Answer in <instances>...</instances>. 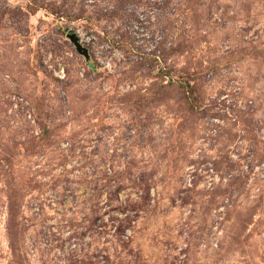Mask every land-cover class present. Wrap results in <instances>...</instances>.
Instances as JSON below:
<instances>
[{
  "label": "rangeland",
  "instance_id": "1",
  "mask_svg": "<svg viewBox=\"0 0 264 264\" xmlns=\"http://www.w3.org/2000/svg\"><path fill=\"white\" fill-rule=\"evenodd\" d=\"M0 264H264V0H0Z\"/></svg>",
  "mask_w": 264,
  "mask_h": 264
},
{
  "label": "water",
  "instance_id": "2",
  "mask_svg": "<svg viewBox=\"0 0 264 264\" xmlns=\"http://www.w3.org/2000/svg\"><path fill=\"white\" fill-rule=\"evenodd\" d=\"M70 40L74 43V45L76 46V49L79 53L87 55V49H85L79 40V37L76 34L70 35L69 36Z\"/></svg>",
  "mask_w": 264,
  "mask_h": 264
}]
</instances>
